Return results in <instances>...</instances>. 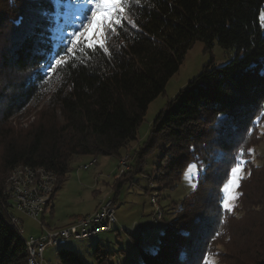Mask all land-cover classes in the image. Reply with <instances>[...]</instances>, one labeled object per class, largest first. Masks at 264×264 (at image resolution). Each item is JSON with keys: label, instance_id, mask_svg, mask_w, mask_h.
Segmentation results:
<instances>
[{"label": "trees", "instance_id": "trees-1", "mask_svg": "<svg viewBox=\"0 0 264 264\" xmlns=\"http://www.w3.org/2000/svg\"><path fill=\"white\" fill-rule=\"evenodd\" d=\"M263 9L264 0H130L125 14L136 27L126 23L115 34L108 30L110 55L97 46L74 67L56 66L52 72L47 66L56 49L47 50L48 21L41 13L55 11L53 0H0V264L29 261L27 239L12 226L4 200L3 182L14 168L44 167L58 175L49 210L75 157L120 161L129 154L131 169L112 184L118 203L124 186L145 174L158 151L149 181L159 191H173L192 163L200 173L174 219L154 226L161 229L155 252L145 250L141 231L130 236L143 264H208L211 255L223 264H264V164L241 181L243 217L223 206L231 169L238 160L251 164L249 150L261 140ZM198 41L209 50L218 44L235 51V57L220 67L206 64L158 113L147 139L134 149L150 104ZM31 113L35 121L26 128L15 124ZM158 205L164 220L159 200ZM240 244L242 251L232 256L229 247ZM57 254L60 264H84L73 250ZM94 257L98 264H111L114 254L98 243Z\"/></svg>", "mask_w": 264, "mask_h": 264}, {"label": "rangeland", "instance_id": "rangeland-1", "mask_svg": "<svg viewBox=\"0 0 264 264\" xmlns=\"http://www.w3.org/2000/svg\"><path fill=\"white\" fill-rule=\"evenodd\" d=\"M260 20L264 26V9L261 12ZM58 24L65 28L68 27L64 21H59ZM108 30L105 29V40H107ZM234 57L235 51H226L221 45L216 44L213 49L209 50L203 41L196 42L188 52L180 71L169 81L165 92L150 104L139 131L138 141L132 144L133 148L138 149L143 144L149 135L153 121L159 115L158 113L202 72L206 64L213 61L217 67H220L227 64ZM34 121L35 114L31 113V115H20L15 120V124L20 128H26ZM258 135L261 140H259L257 147L251 148V164L246 165L244 163L242 165L243 171L239 173L238 187H230L228 192L224 191L225 200H228L230 205L228 210L233 212L237 218L243 217V214L238 211L241 181L250 175L252 167L259 168L264 164V116L263 120L258 123ZM126 155L129 154H125L120 161L118 157L105 156L97 158L83 156L73 159L71 162L72 170L67 175L64 185L55 195L52 206L43 215L45 217L44 221L51 228L60 229L72 224L81 217L91 215L101 203L104 204L112 200L116 207L118 223L115 224L113 231L110 233H103L83 241H65L55 249H48L45 253V264L48 262L50 264H60L57 252L61 248L78 253L84 264H98L94 257V251L98 243L114 254L113 259L109 262L111 264H143L141 254L138 248L134 247L130 237L139 234L140 231L145 233V236L141 238L145 250L155 252L159 244L161 229L154 228L152 222L155 211L153 197L159 200L160 206L165 210V218L161 222L164 227L168 221L174 219L179 211L178 204H181L197 188L200 173L199 166L196 163L190 164L183 179L173 191L172 189L159 191L156 185L151 184L149 181V176L155 173V166L161 155L158 151L148 159L145 174L135 176L134 183H127L121 190L119 202L115 203L112 184L116 177L121 175L120 162ZM128 164L131 166V158L127 162V167ZM192 165H196V168L189 172ZM129 168L131 169V167ZM130 169L125 170L123 174ZM6 180L3 182L2 187L5 186ZM232 197L235 198L232 199ZM51 210H53V214H51ZM14 215L22 222L23 237L26 239L39 238L45 233L46 229L42 217L35 221L17 211L14 212ZM246 224L250 225V223ZM248 244L250 246L251 243L248 241ZM220 250L223 251V249ZM241 251V244L229 247V253L234 257ZM208 264H223V262L219 257L211 255L208 258Z\"/></svg>", "mask_w": 264, "mask_h": 264}, {"label": "built area", "instance_id": "built-area-1", "mask_svg": "<svg viewBox=\"0 0 264 264\" xmlns=\"http://www.w3.org/2000/svg\"><path fill=\"white\" fill-rule=\"evenodd\" d=\"M129 158L130 155H126L120 162L121 175L130 169V164L127 167ZM57 183L58 175L44 167L18 166L9 173L4 186L5 206L12 226L21 235L24 234L23 225L14 212L17 211L35 221L39 220L47 211ZM153 204L156 209L153 225L160 228L163 211L154 197ZM117 223L116 207L111 200L101 204L91 215L81 217L66 227L57 230L46 229L41 237L27 239L28 264H45V253L48 249H55L65 241H83L110 233ZM141 234L145 236L142 231Z\"/></svg>", "mask_w": 264, "mask_h": 264}, {"label": "snow or ice", "instance_id": "snow-or-ice-1", "mask_svg": "<svg viewBox=\"0 0 264 264\" xmlns=\"http://www.w3.org/2000/svg\"><path fill=\"white\" fill-rule=\"evenodd\" d=\"M134 2L139 3V0ZM53 3L55 11L44 10L41 13L48 21V28L45 30L47 35L43 37L47 50L52 52L56 49L47 66L52 72L57 71L56 66L74 67L81 56L88 55L89 50L95 53L97 46L103 53L110 55L104 38L105 29H110L115 34L117 27L123 30L126 23L136 27L135 22L125 14L130 11V0H53ZM59 21H64L68 27L60 26ZM67 56L71 59H65ZM239 155H243V148ZM244 163L246 161L238 160L231 169V179L224 187L225 192L230 187H238L239 173L243 171ZM195 168L196 165L190 166L189 172ZM223 206L229 208L228 200L224 201Z\"/></svg>", "mask_w": 264, "mask_h": 264}, {"label": "crops", "instance_id": "crops-1", "mask_svg": "<svg viewBox=\"0 0 264 264\" xmlns=\"http://www.w3.org/2000/svg\"><path fill=\"white\" fill-rule=\"evenodd\" d=\"M102 204V203H101ZM97 209V208H96ZM95 210V209H94ZM43 218V217H42ZM44 220H45V217H44ZM44 224H45V226H44V228L45 229H47V230H53V229H58V228H51L47 223H46V221H44ZM43 231H44V229H42ZM146 237H147V235H146ZM31 238H33V237H31ZM30 239V238H29ZM49 263V262H48Z\"/></svg>", "mask_w": 264, "mask_h": 264}]
</instances>
